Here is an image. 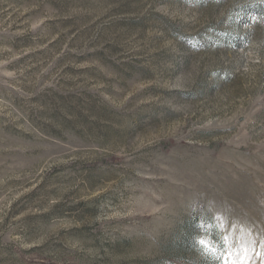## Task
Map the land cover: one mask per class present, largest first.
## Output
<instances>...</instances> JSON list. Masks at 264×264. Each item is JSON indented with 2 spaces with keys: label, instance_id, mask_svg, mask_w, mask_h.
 <instances>
[{
  "label": "rangeland",
  "instance_id": "rangeland-1",
  "mask_svg": "<svg viewBox=\"0 0 264 264\" xmlns=\"http://www.w3.org/2000/svg\"><path fill=\"white\" fill-rule=\"evenodd\" d=\"M210 229L264 264V0H0V264H210Z\"/></svg>",
  "mask_w": 264,
  "mask_h": 264
},
{
  "label": "snow or ice",
  "instance_id": "snow-or-ice-1",
  "mask_svg": "<svg viewBox=\"0 0 264 264\" xmlns=\"http://www.w3.org/2000/svg\"><path fill=\"white\" fill-rule=\"evenodd\" d=\"M205 227L201 225L199 231L204 232ZM210 231H214L216 234L217 247H212V242L203 238L196 241L210 264H249L250 254L254 252V240H246L241 236L239 243L234 244L227 239L226 234L220 233L219 229H210ZM204 235H208V232H204ZM262 247H264V243H262ZM255 254L261 255V253ZM233 255L239 256L238 262L233 259Z\"/></svg>",
  "mask_w": 264,
  "mask_h": 264
},
{
  "label": "trees",
  "instance_id": "trees-1",
  "mask_svg": "<svg viewBox=\"0 0 264 264\" xmlns=\"http://www.w3.org/2000/svg\"><path fill=\"white\" fill-rule=\"evenodd\" d=\"M255 10H257V13H258V14L260 13L259 7H256Z\"/></svg>",
  "mask_w": 264,
  "mask_h": 264
}]
</instances>
